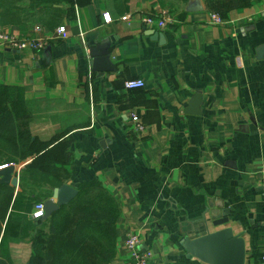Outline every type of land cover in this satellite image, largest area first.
<instances>
[{
	"label": "crops",
	"instance_id": "1",
	"mask_svg": "<svg viewBox=\"0 0 264 264\" xmlns=\"http://www.w3.org/2000/svg\"><path fill=\"white\" fill-rule=\"evenodd\" d=\"M162 9L170 15L167 28L141 22ZM211 13L204 0H0V33L49 39L42 50L0 42V93L26 101L30 132L46 143L40 154L51 150L54 163L67 167L65 183L78 189L99 180L119 204L109 264H130V229L152 250L151 264H205L186 258L182 237L228 225L243 234L247 260L264 264V50L257 55L264 0L230 11L221 24ZM60 25L68 37L52 38ZM157 32L163 39L153 37ZM104 39L114 69L94 72L89 48ZM136 78L145 87L127 89ZM194 98L198 113L191 114ZM65 150L72 153L68 163ZM34 159L0 162L15 165L18 185H8L14 196L21 170ZM33 186L32 197H52L54 187L39 180ZM35 203L15 210L12 204L2 223L0 254L9 264H30L36 231L21 236L24 218L35 226L43 221L31 219ZM214 203L229 224L201 220Z\"/></svg>",
	"mask_w": 264,
	"mask_h": 264
},
{
	"label": "trees",
	"instance_id": "2",
	"mask_svg": "<svg viewBox=\"0 0 264 264\" xmlns=\"http://www.w3.org/2000/svg\"><path fill=\"white\" fill-rule=\"evenodd\" d=\"M204 1L209 11L223 19L230 11L252 3V0ZM31 118L32 112L24 99L9 102L5 94L0 93V162H20L35 156L33 162L21 170V190L15 196L13 187L0 183V230L12 204V210L30 209L32 202L39 201L40 197H32L37 180L41 184L58 187L70 177L67 167L55 164L54 158L49 156L51 150L40 154L46 143L30 132ZM72 140L69 136L66 144ZM71 157V151L65 150V163ZM119 211V204L99 180L82 183L77 196L46 220H39L42 221L39 226L24 218L21 237L36 231L31 239L29 263L109 264L116 254ZM45 227L47 231H44ZM0 264H9L1 254Z\"/></svg>",
	"mask_w": 264,
	"mask_h": 264
},
{
	"label": "water",
	"instance_id": "3",
	"mask_svg": "<svg viewBox=\"0 0 264 264\" xmlns=\"http://www.w3.org/2000/svg\"><path fill=\"white\" fill-rule=\"evenodd\" d=\"M155 39H163V33H153ZM109 39H104L102 43L89 48L92 57L90 66L94 72H107L114 69L110 56ZM264 47H260L257 55L260 58ZM198 98H194L190 104L188 112L198 113ZM15 165L9 164L0 168V183H5L16 187L19 182L18 175H14ZM78 194V189L68 183H63L53 188L52 197L44 201V216L46 220L61 206L69 204ZM209 214V217L207 216ZM208 225L209 220L212 225L218 227L229 224L230 217L224 212L222 204H209L201 218ZM182 248L186 252V258H196L205 264H248L246 240L242 233H235L228 225L215 231L190 238L184 235L181 239Z\"/></svg>",
	"mask_w": 264,
	"mask_h": 264
},
{
	"label": "built area",
	"instance_id": "4",
	"mask_svg": "<svg viewBox=\"0 0 264 264\" xmlns=\"http://www.w3.org/2000/svg\"><path fill=\"white\" fill-rule=\"evenodd\" d=\"M103 20L106 23L112 21V16L109 12L103 13ZM132 16L125 15L122 17L124 21H131ZM170 20L169 12L165 9L160 10L155 15L142 16L141 22L147 26L153 27L156 26L159 29L167 28V25ZM210 20L214 24H221L224 22V19L217 13L210 14ZM68 37V32L65 26L60 25L55 29V34L52 38L64 39ZM0 42L4 45L19 50H42L44 49L49 39L46 37H18L14 35H8L0 33ZM146 83L141 78L131 79L125 82V87L127 89H137L145 87ZM136 118L135 115H133ZM138 130H142L144 125L140 122L135 124ZM5 166V165H4ZM2 166V167H4ZM0 167V168H2ZM44 201H38L35 203L33 210L31 212V219L34 221H39L44 216ZM125 247L129 253L130 264H151L153 257V252L150 248L142 246V237L141 234L136 230H128L125 237ZM261 262L264 263V247L263 253L261 255ZM250 263L249 261L247 262Z\"/></svg>",
	"mask_w": 264,
	"mask_h": 264
},
{
	"label": "rangeland",
	"instance_id": "5",
	"mask_svg": "<svg viewBox=\"0 0 264 264\" xmlns=\"http://www.w3.org/2000/svg\"><path fill=\"white\" fill-rule=\"evenodd\" d=\"M250 263H251V261H250Z\"/></svg>",
	"mask_w": 264,
	"mask_h": 264
}]
</instances>
